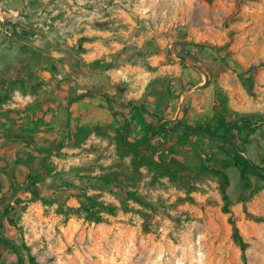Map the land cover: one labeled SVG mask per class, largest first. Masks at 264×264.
<instances>
[{
  "label": "rangeland",
  "instance_id": "1",
  "mask_svg": "<svg viewBox=\"0 0 264 264\" xmlns=\"http://www.w3.org/2000/svg\"><path fill=\"white\" fill-rule=\"evenodd\" d=\"M5 5L0 0V264H20L13 246L24 264L29 255L40 264H264V222L244 212L264 217V183L252 178L260 189L244 203L238 173L228 169L245 260L217 179L192 172L216 147L197 137H179L173 149L171 139L154 142L159 159L187 170L160 177L141 168L129 185L152 205L147 216L119 211L95 224L57 212L59 204L77 209L71 194L85 188L120 206L123 192L95 179L129 172L131 156L116 150L127 123L130 141L141 143L149 128L175 119L211 120L219 91L231 109L264 118V0H27L18 14ZM198 45H227L230 56L222 64ZM249 69L250 88L239 75ZM147 101L148 111L134 110ZM252 139L245 154L259 163L264 126ZM26 166L43 197L57 202L32 198Z\"/></svg>",
  "mask_w": 264,
  "mask_h": 264
},
{
  "label": "trees",
  "instance_id": "2",
  "mask_svg": "<svg viewBox=\"0 0 264 264\" xmlns=\"http://www.w3.org/2000/svg\"><path fill=\"white\" fill-rule=\"evenodd\" d=\"M195 48H208L214 53L215 59L222 64H226V59L230 56V52L226 51L227 45L223 47L198 45ZM236 67L239 68L237 64ZM253 70L254 69H249L239 74L243 78L242 81L244 85L248 88H250V82L252 81ZM246 75L249 77L246 78ZM207 78V84H209V75ZM6 89H15V83H10ZM166 93L167 105L174 95L171 82L167 87ZM82 97H84V95L80 93L77 98ZM164 99L165 98L161 100V104H164ZM149 104V101L146 103L144 102L143 105L135 107L134 110L142 109L148 111ZM155 109L158 110V107L155 106ZM212 123L214 125H212ZM126 125L127 127L117 136L116 150L122 159L126 156H131V162L128 166L129 172L114 173L103 176L100 179H95L105 184H111L123 192L124 198L120 202V206L107 204L101 201L99 195H89L85 188L80 189V191H74L71 194L73 197L80 199V206L77 209H64L63 205L59 204L57 212L66 216H81L84 220L95 224L107 223V217L115 216L119 211L124 213L138 212L143 217L147 216V213L144 212L143 209H152V205L146 202L137 191L131 189L129 185V183L135 184L137 182V174L140 172L141 168L147 166L149 169L154 170L160 177H175L187 170V165L183 162H177L174 159H171L173 162L171 160L165 162L159 159L156 154V148L153 146L154 142L159 139H163V141L171 139L173 140L171 149H173L179 137H197L209 141L216 146V149L203 151L202 155L204 156V160L199 165H193L192 172L197 176L206 175L217 179L223 201L222 212L229 215L228 222L233 230V241L241 249L243 257L246 260L248 244L241 236L237 222L231 211L233 201L228 193V189L231 186V178L228 174V169L232 168L238 173L239 181L243 185L241 200L246 203L260 189L258 186L254 185L252 178H255L259 183H264V158L260 159V162L257 163L245 154V146L253 142L252 136L262 130L264 118H260L257 114H243L231 109L228 104V97L224 92L219 91L213 103L211 120L196 123L194 125L186 124L181 119L163 123L160 125L158 131H155L152 127L149 128L145 132L146 139L141 143H133L130 141V124L127 123ZM262 150H264V147ZM219 153L224 155L223 159L218 158ZM26 167L29 170L27 184L28 188H31L28 189V193L32 195V198L41 200L45 205H51L57 202V200H48L43 197L42 193L37 188L38 179L31 174V168L29 166ZM130 201L140 205L142 209L131 207ZM244 212L248 219L256 222H264V217L252 215L248 212L246 207H244ZM148 228L149 227L145 224V231H148ZM13 247V253L21 260L20 264H24L25 258L21 253V248L18 246ZM22 248L29 250V248L24 246ZM27 260L28 264H40L31 255L27 257Z\"/></svg>",
  "mask_w": 264,
  "mask_h": 264
},
{
  "label": "flooded vegetation",
  "instance_id": "3",
  "mask_svg": "<svg viewBox=\"0 0 264 264\" xmlns=\"http://www.w3.org/2000/svg\"><path fill=\"white\" fill-rule=\"evenodd\" d=\"M22 4H18L16 0H4V3L8 4V8L5 7L13 14H18L20 11L25 10L27 5V0H21Z\"/></svg>",
  "mask_w": 264,
  "mask_h": 264
},
{
  "label": "water",
  "instance_id": "4",
  "mask_svg": "<svg viewBox=\"0 0 264 264\" xmlns=\"http://www.w3.org/2000/svg\"><path fill=\"white\" fill-rule=\"evenodd\" d=\"M48 75H50V73H49L48 71L45 72V78H44L45 81H49L48 78H49L50 76H48Z\"/></svg>",
  "mask_w": 264,
  "mask_h": 264
},
{
  "label": "crops",
  "instance_id": "5",
  "mask_svg": "<svg viewBox=\"0 0 264 264\" xmlns=\"http://www.w3.org/2000/svg\"><path fill=\"white\" fill-rule=\"evenodd\" d=\"M176 120V119H175Z\"/></svg>",
  "mask_w": 264,
  "mask_h": 264
}]
</instances>
